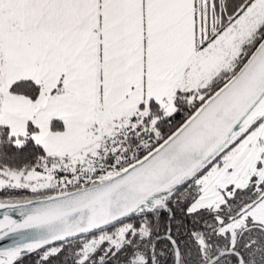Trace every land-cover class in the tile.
Instances as JSON below:
<instances>
[{"label":"snow or ice","instance_id":"1","mask_svg":"<svg viewBox=\"0 0 264 264\" xmlns=\"http://www.w3.org/2000/svg\"><path fill=\"white\" fill-rule=\"evenodd\" d=\"M0 209V264H264V0H0Z\"/></svg>","mask_w":264,"mask_h":264},{"label":"water","instance_id":"2","mask_svg":"<svg viewBox=\"0 0 264 264\" xmlns=\"http://www.w3.org/2000/svg\"><path fill=\"white\" fill-rule=\"evenodd\" d=\"M6 210L0 209V219L3 218V214ZM13 217V219L20 220L21 217L17 213H10ZM11 243V237L5 239V240H0V247H6Z\"/></svg>","mask_w":264,"mask_h":264},{"label":"trees","instance_id":"3","mask_svg":"<svg viewBox=\"0 0 264 264\" xmlns=\"http://www.w3.org/2000/svg\"><path fill=\"white\" fill-rule=\"evenodd\" d=\"M26 195H30V194H26ZM26 264H30V262L26 261Z\"/></svg>","mask_w":264,"mask_h":264}]
</instances>
